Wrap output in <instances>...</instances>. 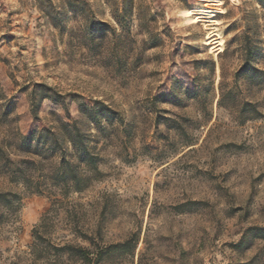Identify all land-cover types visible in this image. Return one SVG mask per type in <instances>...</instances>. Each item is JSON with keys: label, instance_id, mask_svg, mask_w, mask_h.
<instances>
[{"label": "rangeland", "instance_id": "rangeland-1", "mask_svg": "<svg viewBox=\"0 0 264 264\" xmlns=\"http://www.w3.org/2000/svg\"><path fill=\"white\" fill-rule=\"evenodd\" d=\"M263 19L264 0H0V146L20 161L18 137L75 121L100 157L82 193L0 176L20 199L0 264H81L63 244L101 264H264V84L237 74L255 21L264 73ZM31 93L47 95L37 119ZM126 240L132 256L111 250Z\"/></svg>", "mask_w": 264, "mask_h": 264}, {"label": "trees", "instance_id": "trees-1", "mask_svg": "<svg viewBox=\"0 0 264 264\" xmlns=\"http://www.w3.org/2000/svg\"><path fill=\"white\" fill-rule=\"evenodd\" d=\"M246 27L242 35L241 56L243 61L237 74H250L252 80L260 78L259 82L264 84V73L254 65L260 56V47L256 37V21L252 26L246 25ZM29 97L32 116L37 119L39 105L47 98V95L31 93ZM106 116L110 117L109 115H82V118L86 122L98 123ZM17 146L19 147L18 154L24 157L20 161H12L7 147L0 146V176L5 177L9 184L22 185L32 192L40 193L41 185L48 181L62 195L66 192L82 193L98 174L100 157L95 146L92 145L90 135L81 130L75 121L70 124L59 123L54 132L42 130L28 136H20L17 139ZM54 159H56L55 167L48 175H43V164L52 162ZM19 207L20 199L16 193L0 190V226L15 219ZM38 228L39 226L33 229L34 236H37ZM81 238L89 243V237L86 234L81 235ZM132 242L126 240L112 245L111 250L122 249L132 256L136 240ZM89 244L91 246V243ZM51 249L57 253L58 259L71 257L72 250H75L74 256L81 264H101L103 262V257L89 248H76L63 244L62 246H51ZM37 250L35 246L30 247V254L35 256ZM111 250L109 253L113 252Z\"/></svg>", "mask_w": 264, "mask_h": 264}, {"label": "bare ground", "instance_id": "bare-ground-1", "mask_svg": "<svg viewBox=\"0 0 264 264\" xmlns=\"http://www.w3.org/2000/svg\"><path fill=\"white\" fill-rule=\"evenodd\" d=\"M206 11L202 10V9H195V10H192V11H183L181 13L186 18L187 25L188 24L189 25H194V24L199 23L201 21L200 20L202 18L201 15H205ZM207 18L208 19L205 20V22L212 23V25H217L218 24V22L215 21V19L213 20V15L212 14H209V17H207ZM214 36H215L214 33H212V32L208 33L206 35L205 40H204V44L209 46V48H210L209 52L210 53H213V54L217 55V54H220V52H222V41L220 39H217L219 36L217 38H214Z\"/></svg>", "mask_w": 264, "mask_h": 264}]
</instances>
